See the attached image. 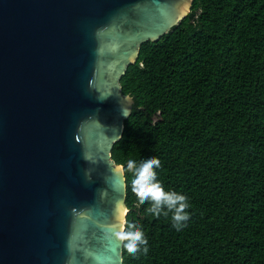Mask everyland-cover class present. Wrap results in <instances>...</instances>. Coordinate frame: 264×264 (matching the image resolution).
I'll list each match as a JSON object with an SVG mask.
<instances>
[{
	"label": "water",
	"instance_id": "obj_1",
	"mask_svg": "<svg viewBox=\"0 0 264 264\" xmlns=\"http://www.w3.org/2000/svg\"><path fill=\"white\" fill-rule=\"evenodd\" d=\"M192 0H0V264H123L120 77Z\"/></svg>",
	"mask_w": 264,
	"mask_h": 264
},
{
	"label": "trees",
	"instance_id": "obj_2",
	"mask_svg": "<svg viewBox=\"0 0 264 264\" xmlns=\"http://www.w3.org/2000/svg\"><path fill=\"white\" fill-rule=\"evenodd\" d=\"M120 85L133 104L112 159L157 157L155 178L188 214L178 228L171 211L153 216L123 167L124 226L139 225L146 244L122 243V263L264 264V0H192L140 44Z\"/></svg>",
	"mask_w": 264,
	"mask_h": 264
},
{
	"label": "clouds",
	"instance_id": "obj_3",
	"mask_svg": "<svg viewBox=\"0 0 264 264\" xmlns=\"http://www.w3.org/2000/svg\"><path fill=\"white\" fill-rule=\"evenodd\" d=\"M123 167L132 173L129 177V186L135 193L136 199L140 202L148 200L150 203L147 211L153 216L171 211L173 226L177 228L187 219L188 214L184 211L187 207L185 196L173 190L165 191L155 178L154 168L160 167L157 157L149 155L134 159L130 156ZM115 235L120 238L123 246L130 253H135L141 245L146 244V238L139 225L132 220H128L123 228L115 232Z\"/></svg>",
	"mask_w": 264,
	"mask_h": 264
}]
</instances>
